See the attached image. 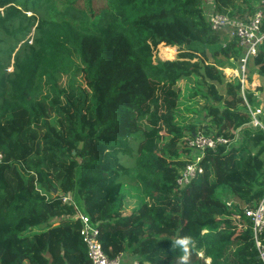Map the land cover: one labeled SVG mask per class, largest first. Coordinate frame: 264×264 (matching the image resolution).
<instances>
[{"label": "trees", "instance_id": "obj_1", "mask_svg": "<svg viewBox=\"0 0 264 264\" xmlns=\"http://www.w3.org/2000/svg\"><path fill=\"white\" fill-rule=\"evenodd\" d=\"M204 1L104 0L95 11L91 0H0V264H91L77 212L121 264H260L241 208L264 195V131L248 125L240 81L221 73L244 48L209 29ZM213 1L240 19L254 9ZM163 48L179 60H162ZM253 70L264 79V44ZM198 130L230 143L180 187L183 138ZM122 178L137 192L128 214Z\"/></svg>", "mask_w": 264, "mask_h": 264}, {"label": "built area", "instance_id": "obj_2", "mask_svg": "<svg viewBox=\"0 0 264 264\" xmlns=\"http://www.w3.org/2000/svg\"><path fill=\"white\" fill-rule=\"evenodd\" d=\"M251 4L254 9L251 16L247 19H240L235 16L230 17L227 14L217 12L213 0H205L201 8L209 29L212 32L226 34L229 39L236 38L239 45L244 48L243 56L239 59V72L241 77L237 76L242 86L241 97L250 117L248 125L251 128H259L264 131V125L261 120L262 107L249 104L243 93L245 89L244 72L246 62L249 58L256 55L257 47L264 44V30H262L264 22V0H256L255 3L252 2ZM183 140L190 152L185 156L187 162L183 168H180L181 170L179 169L180 171H178L176 177V184L180 187L189 184L202 173L200 162L208 150H215L218 145H227L230 143L222 136H214L213 133L204 134L202 131H197L192 136H186ZM62 200L67 201L65 197ZM230 205L231 202H226V206L230 207ZM241 209L244 217L250 222L251 238L256 248L257 259L260 264H264V195L256 201L254 206ZM76 218L81 222L79 233L85 244L90 263L121 264V255L109 259L102 251L98 241V230L96 226L94 224L92 225L89 219L81 213L77 212L75 215ZM246 227L244 224L243 228Z\"/></svg>", "mask_w": 264, "mask_h": 264}, {"label": "rangeland", "instance_id": "obj_3", "mask_svg": "<svg viewBox=\"0 0 264 264\" xmlns=\"http://www.w3.org/2000/svg\"><path fill=\"white\" fill-rule=\"evenodd\" d=\"M104 5H105L104 0H91V5L90 6H91V8L93 10L99 11V10H101L104 7ZM30 14H31L30 12H27L25 15L28 17ZM37 15H39V14L37 13ZM34 27H35V25L30 29L29 35H27L24 38V40H27V39H30L31 38V36L33 35V29H34ZM21 43H23V41ZM148 44L151 45V46H149L150 49H152L151 47H153L155 45L154 41H152V40L142 41V42H140V44H137L136 45L137 48L135 49V55L138 58L141 59L142 63L148 61L147 54L143 52L144 49H145V47H146V45H148ZM174 50L176 52V59L174 61H177V60H179V56H178V52L179 51L177 50V48H175ZM159 56H160V58L162 60H166V58L162 55L161 51L159 52ZM210 61H211V59H210ZM165 63H169V62L168 61H163L160 66L165 65ZM147 69H148V71L151 70V68H149L148 65H147ZM226 70L229 73H226ZM9 71H11V66L10 65L6 69V72H9ZM221 73H222V76L225 77L224 82L232 81L233 79L237 78V76L241 77V74L239 72V66H238V69L237 70L235 69L234 72H231L228 69H223L221 71ZM246 75H247V80H246ZM244 79H245L244 88L245 89H248L250 91H256L257 92V94H258L257 104H258V106H261L262 107L261 108V110H262V117H264V79H261V78L257 77L255 75V70H253V71H247V73L245 71L244 72ZM183 85L184 84L182 82L180 84L181 90H183ZM258 89H260V90H258ZM187 116L189 117L187 120L192 119L191 118L192 117L191 114L190 115H187ZM203 121H204L203 125L207 123L206 119H204ZM198 127H201V126H198ZM198 131H201V130H198ZM236 138H238V136H236ZM0 159H1V155H0ZM120 162L126 168H130V167L133 166L132 158L131 157H125V156H123V157L120 158ZM180 170H178V171H180ZM121 182H122V184L124 186V189H126V191L129 192L128 193L129 196L128 197L127 196L125 197V204H124V209H123V214H128L135 207L136 198L133 195L137 194V192L135 190L134 185L132 183H129L125 178H122ZM54 194H56V193H54ZM64 197L68 200V197H66V196H64ZM233 224L234 225H237L236 222H234V220H233ZM245 227H246V225H245ZM124 264H130V260H128V258H124Z\"/></svg>", "mask_w": 264, "mask_h": 264}, {"label": "bare ground", "instance_id": "obj_4", "mask_svg": "<svg viewBox=\"0 0 264 264\" xmlns=\"http://www.w3.org/2000/svg\"><path fill=\"white\" fill-rule=\"evenodd\" d=\"M174 49L175 48H164V49H161L160 51H161L162 55L166 58V60L168 59V60L174 61L176 59V52ZM228 70H230V69H228ZM230 71L234 72L235 70H230ZM226 73H229V72L226 70Z\"/></svg>", "mask_w": 264, "mask_h": 264}, {"label": "crops", "instance_id": "obj_5", "mask_svg": "<svg viewBox=\"0 0 264 264\" xmlns=\"http://www.w3.org/2000/svg\"><path fill=\"white\" fill-rule=\"evenodd\" d=\"M249 2H250V3H252V2L255 3L256 0H249ZM163 49H164V48H163ZM133 264H136V263H133Z\"/></svg>", "mask_w": 264, "mask_h": 264}, {"label": "clouds", "instance_id": "obj_6", "mask_svg": "<svg viewBox=\"0 0 264 264\" xmlns=\"http://www.w3.org/2000/svg\"><path fill=\"white\" fill-rule=\"evenodd\" d=\"M179 243H184V241H179Z\"/></svg>", "mask_w": 264, "mask_h": 264}]
</instances>
